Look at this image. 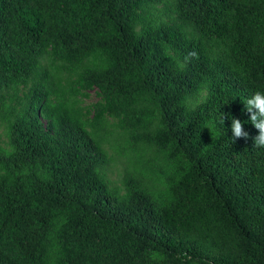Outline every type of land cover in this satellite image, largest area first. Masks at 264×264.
I'll list each match as a JSON object with an SVG mask.
<instances>
[{
	"label": "trees",
	"instance_id": "trees-1",
	"mask_svg": "<svg viewBox=\"0 0 264 264\" xmlns=\"http://www.w3.org/2000/svg\"><path fill=\"white\" fill-rule=\"evenodd\" d=\"M257 91L264 0H0V264H264Z\"/></svg>",
	"mask_w": 264,
	"mask_h": 264
},
{
	"label": "clouds",
	"instance_id": "clouds-1",
	"mask_svg": "<svg viewBox=\"0 0 264 264\" xmlns=\"http://www.w3.org/2000/svg\"><path fill=\"white\" fill-rule=\"evenodd\" d=\"M195 56V53H191ZM246 111L250 114L251 124L258 130V135L254 138V147L264 148V92L257 91L246 99ZM220 121L224 123V114L220 116ZM231 132L233 141L235 139L249 137V133L244 130L243 122L238 118H232Z\"/></svg>",
	"mask_w": 264,
	"mask_h": 264
},
{
	"label": "rangeland",
	"instance_id": "rangeland-1",
	"mask_svg": "<svg viewBox=\"0 0 264 264\" xmlns=\"http://www.w3.org/2000/svg\"><path fill=\"white\" fill-rule=\"evenodd\" d=\"M96 100L94 94H91V97L89 100L86 101V104H90L91 102H94ZM0 134L2 135V128H0ZM108 153L110 156H112L114 153L113 151L108 149ZM121 160V159H119ZM122 160L120 162H111L107 167V174L108 178L110 179V182L112 185L119 186L120 180L123 174V165Z\"/></svg>",
	"mask_w": 264,
	"mask_h": 264
}]
</instances>
